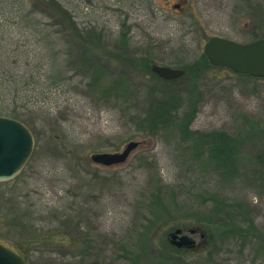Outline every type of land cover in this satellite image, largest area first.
I'll list each match as a JSON object with an SVG mask.
<instances>
[{
  "label": "rangeland",
  "instance_id": "374dc122",
  "mask_svg": "<svg viewBox=\"0 0 264 264\" xmlns=\"http://www.w3.org/2000/svg\"><path fill=\"white\" fill-rule=\"evenodd\" d=\"M55 1L81 32L91 31L98 41L84 46L89 68H83L79 54L75 56L81 47L64 39L66 45L56 47L62 52L57 68L62 83L50 88L51 49L38 43L35 27L21 14L32 7L31 1L0 0V85L9 88L0 89V116L11 118L17 95L21 120H15L34 138L22 171L0 182V239L19 248L28 264H264V79L205 65L203 53L211 37L240 44L264 39V0ZM43 10L45 14L30 18L41 19L49 32L61 30L56 26L58 9ZM142 62L148 63L149 73ZM153 65L186 74L165 84L153 78ZM134 66L139 81L131 73ZM97 68L103 77L95 91ZM185 81H193L198 95L190 130L227 131L239 140L230 159L237 168L226 179L217 174L224 172L222 160L203 153L197 163L209 175L191 174L184 149L182 153L164 138L141 133L130 113L125 118L124 108L119 111L110 102L118 97L136 115L147 106L140 84L155 85L156 93H182ZM111 83L137 89L125 97L123 92L110 95V88L107 93L104 89ZM247 119L254 122V131ZM129 142L138 146L124 163L104 167L92 162L93 155L119 153ZM149 169L178 195L169 215L151 228L136 218V209L142 211L146 202L143 186ZM204 194L223 196L228 208L236 198L246 199L254 228L248 227L249 217L237 223L244 232L218 225L222 215L211 210V202L201 204ZM198 208L204 210L201 215ZM179 226L196 245L176 253L168 245ZM255 229L263 234L253 236ZM190 230L195 233L188 234ZM224 233L235 238L223 240Z\"/></svg>",
  "mask_w": 264,
  "mask_h": 264
},
{
  "label": "trees",
  "instance_id": "16d2710c",
  "mask_svg": "<svg viewBox=\"0 0 264 264\" xmlns=\"http://www.w3.org/2000/svg\"><path fill=\"white\" fill-rule=\"evenodd\" d=\"M31 1L32 7L28 9L27 12L21 11V14H24V18H27V21L30 23H27L28 26H34L36 33L39 35V41L38 43L45 48H50L51 51L49 53L50 60H51V71L53 73H49V87L50 88H57L61 81V76L59 75V71H57L58 68V58L61 55V51L57 50L56 47H59L62 43L66 45L67 42L64 41V39L67 38L69 42L77 47H81L80 53L77 51L75 53V56H78L79 54V63L82 65L83 68H89L88 63L84 60L86 56V46H88L91 43H95L98 41L94 39V36H91V31H84L81 32L72 17H70V14L67 10L61 7L59 3L55 2L53 0H50L48 4H45L44 0H40V2H33ZM54 7L55 9H58L59 12V19L56 23L57 28H62L53 30L52 32L48 29L44 30V27H48L47 24L42 23L41 19L35 18V20L31 19L30 16H34L37 13H41L42 15L46 12L43 10V8L46 7ZM42 9V10H40ZM23 10V9H22ZM39 11V12H38ZM65 25V26H64ZM67 26V28H66ZM63 28H66L67 36H64L65 31ZM62 31L64 33L62 34ZM56 32H61V35ZM52 34L56 35V38L52 37ZM37 35V36H38ZM100 36V35H98ZM97 44V43H96ZM71 46L70 44H68ZM85 46V47H84ZM85 48V49H83ZM96 55V54H94ZM93 56V55H91ZM143 61H147L142 59ZM148 62V61H147ZM135 65V64H134ZM141 68H143L147 73L149 70V65L146 62H142ZM205 65H209L206 61ZM134 70V71H133ZM133 70L131 71L132 74L136 75V80H140V78L136 74V68L134 66ZM54 72H57L55 75ZM192 73L197 72V70H192ZM61 73V71H60ZM186 74V73H185ZM155 76L154 74H152ZM134 76V75H133ZM243 76V75H240ZM103 77V71L100 68H97L95 70L94 75V84L93 87L95 91L99 90L100 88V81ZM246 78H251L244 76ZM155 79H158L156 76L153 77ZM257 79V78H253ZM179 80H186L184 77L183 79ZM161 81V80H160ZM121 83H124V80H120ZM165 84H171L174 81H162ZM186 82V81H185ZM193 82V81H192ZM192 82H186L185 83V90H182V93L179 90H171L167 89L165 91H162V93H156L158 92V89L155 85H150L149 83H146V85L140 84V88L138 91L140 92V95L144 96V101L147 102V106L145 109H142L140 113H137L136 115H132L131 111L129 112L128 107H124V103H126L124 100L119 99L118 97H114L113 100H110V102L115 104L116 109L119 111L123 110V114L125 118H127L131 115L136 122L139 124V130L141 133H144L146 135H150L152 137H160L164 138L168 141V145H175L179 146L180 152L184 153L186 156L189 154L188 163H187V170L190 171L191 174L200 176V175H209L207 171H205V165L198 164L197 161H199L201 154H205L207 158L210 160L221 159L222 163L220 164L223 168L224 172H219L218 177L221 176V179H226L229 177L232 173H235V170L237 168L235 162L232 163L230 161L231 157L235 155V151L237 143L239 142L238 138L233 137L229 134L227 131H214L210 133H201V132H194L190 130V125L193 122L197 109L196 105L198 102V95L195 92V86L193 84H190ZM37 80L36 82H33V87L37 86ZM143 83V82H142ZM27 83H25L23 86H26ZM21 85V88L23 87ZM47 86V87H48ZM122 86V87H121ZM145 86V88H143ZM102 87V86H101ZM3 88L2 92H5L9 88H4V86L0 85V89ZM108 88H110V95L113 94V92L119 96L118 92H123L124 94H121V96L125 97L128 93L131 92V89H137L133 86L131 87H124L123 85L117 83L113 84L111 83L108 85L107 89L105 90V93L108 92ZM122 88V89H121ZM1 92V93H2ZM7 92V91H6ZM102 92V90H101ZM16 93V90L15 92ZM111 99V98H110ZM13 101V108L9 113V116L14 119H20L21 114L17 111L18 104H17V95H15L12 98ZM135 107V104L133 105ZM135 109V108H133ZM127 111V112H126ZM130 113V115H129ZM3 115V114H0ZM21 120V119H20ZM28 122V119H26ZM25 120V121H26ZM245 123L252 127L253 131L254 128V122L252 120H245ZM136 125V124H135ZM137 126V125H136ZM252 131V132H253ZM245 137L248 138L247 135ZM178 147V148H179ZM177 148V150H178ZM214 167V165H213ZM214 174V169L212 170ZM205 172V174H204ZM216 174V173H215ZM143 197L145 198L146 202H144V208L141 211V208L136 209V218L139 220L142 217V221L151 224L149 227H153L155 224H158L162 220V215L166 214L169 215V209L170 205H176L177 204V193L174 189L166 187L159 174L155 173L154 169H149L145 184L143 186ZM167 188V189H166ZM201 198L203 199V202L201 203L204 207H208V202L212 203V211H216V214H221L222 216L218 219V225H222L223 227H227L228 229L231 228H237V232H244L241 228L237 225V223H242L246 220V218L249 217V213H251V204L247 202L246 199H235L230 204V208H228L229 203L226 202V199L223 196L212 195V194H204L201 195ZM152 201V202H150ZM208 201V202H207ZM150 202V204H149ZM205 204V205H204ZM229 209L226 211V209ZM148 211L145 213V211ZM197 213L200 215L202 214L201 208L195 209ZM149 213V214H148ZM148 214V215H147ZM214 215H216L213 212ZM222 219V220H221ZM249 220H252L249 217ZM248 223V227L251 229L254 228V223L252 221L246 220ZM253 223V224H252ZM205 226V225H204ZM203 228L205 229V227ZM177 228L183 229V227L179 226ZM253 236H256L257 234L262 235L263 233L258 232L256 229L251 233ZM232 233H224L221 239L223 240H232L235 238ZM173 249L174 252H179V249L172 246L171 244L168 245Z\"/></svg>",
  "mask_w": 264,
  "mask_h": 264
},
{
  "label": "water",
  "instance_id": "95a60500",
  "mask_svg": "<svg viewBox=\"0 0 264 264\" xmlns=\"http://www.w3.org/2000/svg\"><path fill=\"white\" fill-rule=\"evenodd\" d=\"M203 53L213 67L264 79V39L240 44L224 38L211 37L205 43ZM151 72L166 81L184 75L182 70L157 65L151 67ZM137 146L138 142H129L119 153L95 154L91 160L94 164L104 167L119 165L126 161ZM33 147V135L23 123L0 117V182L12 180L22 171ZM194 233V230L189 231L190 235ZM170 240L177 248H191L196 244L180 229L170 234ZM0 264H28V261L19 248L0 239Z\"/></svg>",
  "mask_w": 264,
  "mask_h": 264
}]
</instances>
